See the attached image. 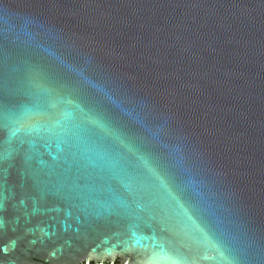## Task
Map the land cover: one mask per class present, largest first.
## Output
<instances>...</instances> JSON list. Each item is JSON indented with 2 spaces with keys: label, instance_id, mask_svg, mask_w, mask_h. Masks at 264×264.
Segmentation results:
<instances>
[{
  "label": "water",
  "instance_id": "95a60500",
  "mask_svg": "<svg viewBox=\"0 0 264 264\" xmlns=\"http://www.w3.org/2000/svg\"><path fill=\"white\" fill-rule=\"evenodd\" d=\"M0 264H264V0H0Z\"/></svg>",
  "mask_w": 264,
  "mask_h": 264
}]
</instances>
